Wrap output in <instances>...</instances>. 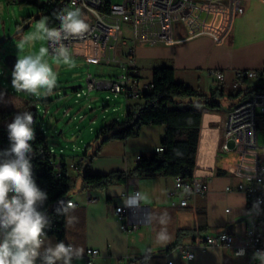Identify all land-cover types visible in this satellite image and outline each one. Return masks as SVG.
I'll use <instances>...</instances> for the list:
<instances>
[{
    "label": "crops",
    "instance_id": "0c3cea01",
    "mask_svg": "<svg viewBox=\"0 0 264 264\" xmlns=\"http://www.w3.org/2000/svg\"><path fill=\"white\" fill-rule=\"evenodd\" d=\"M175 35L178 43L174 46H141L139 48L162 49L163 56L166 51L175 52L177 48L195 45L194 50L188 49L190 53L187 55H198L200 57L198 62L184 63L178 61L177 58L173 68L176 80L185 83L184 79L178 77L184 68L205 67L206 82L196 83L197 88L195 89L197 90L208 92L217 87L207 75L208 70L225 72L228 84H233L237 70H264V0L245 1L244 11L233 18L227 31L220 37V41L208 35L188 40L187 33L181 24L177 25ZM229 35L230 38L225 44ZM185 57L186 54L180 59ZM102 58L111 59L110 52L101 53L95 59L98 61ZM137 68L143 82L152 81V79L143 80L138 60ZM99 99V94L91 95L83 100V106H77L73 110L72 122L80 120L81 125L76 129L82 131L69 140L65 136L64 129H60L58 124L53 127V120L49 121L48 125L53 128L49 145L54 148L62 143L66 145L64 148L61 146L60 150H64L61 155L65 157L67 164L85 165V153L88 156L92 155L100 145L90 150V145L84 141L86 132L89 130L94 133V126L101 119L95 109H91V114H86L85 106L88 103H96ZM124 99L123 109L115 110V114L110 118L104 115L106 126L113 121H123L130 108L142 104L139 101L128 100L126 97ZM56 112L60 114L59 110ZM56 112L55 115H57ZM227 114L223 115L221 144L216 157V170L220 171L221 175L215 174L211 178H201L209 187V193L205 197L194 195L185 209L174 207L173 203L178 202V199H170L168 192L174 189L176 178L147 179L132 176L125 184L111 185L102 191H82L81 169L77 172L69 168L68 176L71 178V185L75 187L70 193L69 201L74 202L75 208L66 216L63 237L48 234L51 242L63 240L66 244L83 248V257L74 260L73 264H87L85 256L88 249H97L100 252L93 264H138L139 260L145 257H149V264H249L246 258L237 257L229 250L219 247L204 250L198 245V241L206 235L213 236L221 230H228L231 234L242 236L246 225H251L253 222L248 213V201L245 195L240 192L228 193L226 191L229 186H237L247 181L249 169L254 162V155L240 157L222 152V128ZM81 116L83 118H80ZM84 123L85 127L82 128ZM165 134L164 126H148L142 129L137 138L129 137L125 141L108 142L101 148L99 155L92 160L89 167L90 173L107 175L113 172L133 171L138 165V157L149 158L155 154L156 149L161 147ZM79 143L88 146L85 152L78 149L81 148ZM132 190H139L146 196L139 208H129L123 205L124 196ZM117 207L127 209L129 222L136 225L137 230L129 234L122 230L116 215ZM228 209L230 213L226 212ZM200 210L205 212V220L198 217L197 212ZM149 212L154 217L164 212L168 214L169 219L165 226L171 236V241L165 246L156 242L157 232L165 226L160 225L155 219L152 223H147L145 217ZM248 218L251 219V223L248 222ZM202 224H206L205 231L199 230ZM187 249L194 254L192 261L183 258L184 251Z\"/></svg>",
    "mask_w": 264,
    "mask_h": 264
},
{
    "label": "built area",
    "instance_id": "2783aa9c",
    "mask_svg": "<svg viewBox=\"0 0 264 264\" xmlns=\"http://www.w3.org/2000/svg\"><path fill=\"white\" fill-rule=\"evenodd\" d=\"M21 0H9L17 3ZM45 4L59 5L61 10L71 6V0H42ZM247 0H76V6L80 7L87 17L90 25L89 33L84 37L67 41L73 49L80 43H94L105 52H110L111 59L102 58L101 62L121 64L123 74L117 78L100 79L93 74L86 78V88L81 87L74 91L77 98H89L92 91H107V100L126 97L128 100L140 101L146 93H151V82H143L137 77V51L141 46L168 47L178 43L176 39V27L178 24L186 25L189 15L205 18L207 21H221L227 31L233 18L244 11V3ZM196 22H199V21ZM59 27V23L55 26ZM189 27V26H188ZM220 41L218 38L216 39ZM4 72H0L3 74ZM207 75L216 86L226 83V74L221 70H208ZM259 80L261 90L243 97L240 102L232 107L227 114V119L222 128L223 153L235 154L240 157L254 155L253 165L249 169L247 181L237 186H229L228 193H243L248 201V213L253 222L246 225L242 236L234 235L228 230H221L215 235H206L198 241V245L204 249L222 248L231 251L235 256L239 249H244L249 264H259L252 260V254L256 250H264V202L259 205V214L252 212L253 203L258 199L264 201V159L258 154L259 136L264 134V70H237L233 88L244 84L249 87L251 80ZM44 117L40 130L45 133V120L50 115L48 109L43 111ZM66 116L71 117L69 110ZM74 118V117H73ZM80 118H83L82 116ZM52 154V166L59 176L64 169H72L79 172L78 164H67L60 150L57 154L54 147L47 144ZM87 145L78 148L85 152ZM164 149L159 147L156 153H162ZM60 158V163L57 160ZM141 157H138V163ZM83 161V160H81ZM209 193V187L202 179L184 183L177 177L174 189L168 192L170 199H178L173 203L174 207L186 208L189 206L192 196L205 197ZM95 201V200H94ZM73 202V201H72ZM74 204V202H73ZM230 213V209L226 210ZM116 215L121 223L122 230L131 233L137 230V226L129 222L127 209L117 207ZM100 255L97 249L86 251L87 264H93L95 258ZM183 258L189 261L194 259L193 252L184 251Z\"/></svg>",
    "mask_w": 264,
    "mask_h": 264
},
{
    "label": "trees",
    "instance_id": "16d2710c",
    "mask_svg": "<svg viewBox=\"0 0 264 264\" xmlns=\"http://www.w3.org/2000/svg\"><path fill=\"white\" fill-rule=\"evenodd\" d=\"M37 4V1L34 2ZM48 18L50 27H55L59 21L57 13L61 11L59 5L42 3L39 6ZM140 77L139 75L137 76ZM238 86L236 94L230 97H245L261 90L260 87L249 86L242 90ZM151 93H146L137 104L130 108L123 121H113L101 131L98 139L103 137L95 153L87 155L86 163L80 169L83 178L82 191L105 190L111 185L125 184L132 176L138 178H181L184 183L196 179L211 178L216 170V157L221 144V123L223 120L220 99L225 95V89L217 86L208 92L197 90L176 80L175 69L169 66L155 68L152 73ZM33 100L25 102L24 110L30 111L34 117L35 140L32 141L31 154L33 171L38 186L48 193V200L44 208L48 211L52 221L48 234H55L61 238L64 235L67 215H57L55 208L57 201L65 202L70 199L72 188L71 178L66 167L59 176L52 166V154L47 147L48 138L40 130L41 122L37 109L33 107ZM21 111H0V151L9 147L7 124ZM148 126H164L165 137L161 141L162 153L149 157H141L137 167L130 172H113L107 175H93L89 167L101 148L112 140L125 141L129 137H139L143 128ZM119 128H122L121 130ZM179 151L180 155H177ZM185 209V208H184ZM201 220L206 219L204 211L197 212ZM206 230V224L200 229ZM149 257L139 260L138 264H149Z\"/></svg>",
    "mask_w": 264,
    "mask_h": 264
},
{
    "label": "clouds",
    "instance_id": "9594fccd",
    "mask_svg": "<svg viewBox=\"0 0 264 264\" xmlns=\"http://www.w3.org/2000/svg\"><path fill=\"white\" fill-rule=\"evenodd\" d=\"M59 27H50L47 17L37 22L36 31L17 44L18 49L35 40H46L48 46H41L38 53L18 56L11 72V86L17 92L36 97L54 94L58 85V73L46 57L69 67H74V53L67 41L84 37L89 33L87 17L76 0L71 6L57 13ZM35 121L30 111L16 114L7 124L9 147L0 151V264H73L83 257L84 249L66 244L63 240L52 243L48 236L51 219L44 208L48 193L36 183L31 154L32 141L35 140ZM180 155L179 151L176 153ZM146 196L139 190L128 192L123 205L129 208L142 206ZM253 203L252 212L259 214V205ZM72 201H57V215H67L74 210ZM155 219L160 225L168 222L164 212L158 217L149 212L147 223ZM171 241L167 227H161L156 234V242L165 246ZM244 249H239L237 256H243ZM252 260L264 264V250H256Z\"/></svg>",
    "mask_w": 264,
    "mask_h": 264
},
{
    "label": "rangeland",
    "instance_id": "374dc122",
    "mask_svg": "<svg viewBox=\"0 0 264 264\" xmlns=\"http://www.w3.org/2000/svg\"><path fill=\"white\" fill-rule=\"evenodd\" d=\"M35 1H37V4L34 3ZM114 1L120 2L122 0ZM42 3V0H21L17 3H10L9 0H0V72H4L3 74H0V111L14 109L24 112L26 100L31 99L34 101L32 104L33 107L37 109L39 121L42 122L44 117L43 111L48 109L50 115H48L44 123L45 134L48 138V143L50 144V137L52 134L51 129H53L48 125L50 120H53V125L51 124L53 127L58 124L60 129L65 130V136L68 140L82 131L78 129L81 125L80 120L78 122H72V118L66 116L68 110L70 113H73V110H75L77 106H83V100L86 99V96L83 98H77L74 91L71 89L72 87L81 86L85 89L88 74H93L100 79H110L119 77L124 71L121 64H114L106 61L101 62L95 59L101 53H106L99 47V45L94 43H80L72 49L74 53V67H69L63 63H60L57 67L56 62L51 56L46 57L48 62L53 66L54 71L58 73V85L57 88L54 89L53 95L47 97L41 96L38 98L23 92L17 93L11 86V72L14 65H9L6 62V59L7 57L12 56L15 57L16 62L18 56L38 53L41 46H48L46 40H35L30 44L24 45L22 49L17 48V44L21 39L30 36L36 31L37 22L44 17V13L39 8ZM197 20L198 16L189 15L186 20L187 24L182 25L187 33L188 40L198 38L201 35H208L220 40V37L226 32L225 26H223L220 19L215 22L207 21L205 18H200L198 20L199 22H196ZM26 26L29 27L26 28ZM229 38L230 35L227 36L225 44ZM194 46L195 45H189L183 48H177L175 52L166 51L163 56L162 49L147 47L139 48L137 60L138 65L141 68L143 80H151L155 68L163 66L174 67L177 58L178 61L184 63L198 62L200 59L198 55H187L190 53L188 49L194 50L196 48ZM185 54L186 57L180 59V57ZM205 72V67H189L186 69L184 68L183 72H180L178 77L179 79H184L186 85H193L195 87H190L197 88L196 83L206 82L207 77ZM249 86L253 88L260 87V82L257 79L251 80ZM222 87L225 89V95L220 99V102L222 104V115L225 116L232 107L240 102L242 98L230 97V94H236L237 91L240 90L234 89L232 83H225ZM247 88L248 86L244 84L242 90H246ZM98 94L100 95V99L96 103H88L85 106L87 109L86 114H89L92 111L91 109H95V111L101 116L98 124L94 126L95 132L91 133L88 130L85 134L84 141L86 144L90 145V150L95 149L96 145L101 144L102 142L104 136L101 137V139H98V135L106 126L104 115L109 118L112 117L111 115L115 114V110L123 109V105L125 104L123 96L107 100V95L110 94L107 91H92L90 96ZM57 110L60 111V114H57ZM106 111H109L110 113L108 114ZM55 112L57 115H55ZM76 127L78 128L76 129ZM83 127H85V123L82 124V128ZM119 129L121 130L122 128ZM61 146L64 148L66 145L62 143L59 147L56 146L55 149L57 153L60 152ZM79 146L82 148L83 144L79 143ZM258 154L264 159L263 133H260L259 136ZM57 162L58 164L60 163V158H58ZM74 189L75 187L72 185L70 193H72ZM247 220L251 223L250 218Z\"/></svg>",
    "mask_w": 264,
    "mask_h": 264
},
{
    "label": "water",
    "instance_id": "95a60500",
    "mask_svg": "<svg viewBox=\"0 0 264 264\" xmlns=\"http://www.w3.org/2000/svg\"><path fill=\"white\" fill-rule=\"evenodd\" d=\"M29 26H26V28H28ZM25 29V28H24ZM23 29V30H24ZM22 30V31H23ZM6 62L9 64V65H11V66H13L14 65V63H15V57H12V56H9V57H7V59H6ZM81 88V86H75V87H72L71 89L73 90V91H76V90H78V89H80Z\"/></svg>",
    "mask_w": 264,
    "mask_h": 264
}]
</instances>
